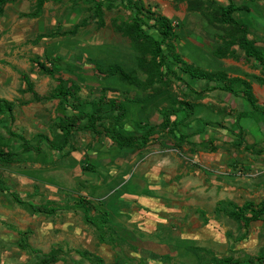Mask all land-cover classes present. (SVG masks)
<instances>
[{"label":"rangeland","instance_id":"1","mask_svg":"<svg viewBox=\"0 0 264 264\" xmlns=\"http://www.w3.org/2000/svg\"><path fill=\"white\" fill-rule=\"evenodd\" d=\"M257 1L251 0L246 1V3L254 8L256 15L264 16L263 6L257 5ZM116 3L117 6L113 8L103 7L102 15L105 21L103 27L98 26L96 22L98 17L92 12V4H85L82 0L47 1L37 17L23 15V13H28L34 9L35 0H13L4 6L0 14V95L13 100V127L15 131L25 136L44 131V133H49L51 141L57 144L56 138L61 137L60 129L56 127L59 120L58 113L61 108H70V103L60 102L58 98L35 100L32 93L26 90L27 85L22 74L28 76L33 83V89L40 96L50 94L56 85V80L53 77L43 73L37 64L32 62V59L37 58L45 61L48 67L54 66L63 77L69 80L73 79L80 86L77 92L80 97V103L77 102L79 109L92 111L94 104L105 97V101L114 98L118 102L125 103L129 107V112L135 113L140 108L136 102L149 99V107L154 106V110L153 107L149 108L148 114L151 116L152 111H156L168 103L177 104L179 101H186L195 105L194 112L198 111V113H194L190 118H185L179 129L189 131V128L194 129L197 125L201 128L202 124L206 128L204 130V127L198 128L199 131L202 130L199 135V139L203 141L202 144L197 147V145L183 142L184 146L188 149H200L199 146L204 145L206 148L213 146L216 148V153L219 150L229 156L232 161L246 164L245 160L253 159L264 164V145H261L264 144V139L257 129V124L253 123L252 126L255 127H251L245 123L239 137L222 128L234 120L231 117L233 112L229 114V109L234 110L235 107H238L236 109L239 111L244 108L241 105L235 106V96L229 92H221L220 89H215L209 94L205 91L201 92V90L197 93V91L186 90L178 85L179 83L175 80L169 82L168 79L164 82L156 81L149 87L135 86L122 82L116 74L107 73L108 66L113 64L134 72L142 80L146 77L143 69L137 65L138 52L136 46L129 37L116 29L118 25L129 24L132 13L125 9L120 0H117ZM145 5L153 11L167 16L172 21L177 33V38L173 40L175 50L188 62L208 70L222 71H227L223 65H248L252 72L244 77L249 78L250 81L256 80L259 84H264V72L257 66L260 64L254 58L233 54L225 56L229 60L226 64L222 62L223 57L214 54V50L220 45L223 48H228L226 42L228 39L230 40L226 30L230 26L220 22L219 7L212 8L205 0H163L160 4H155L152 1L145 2ZM242 13L248 14L242 11L239 15ZM234 16L246 26L247 23L241 17L236 13ZM256 31L263 36L264 24L257 23ZM218 34L224 35L222 43L217 37ZM238 34L236 33V37ZM193 42L198 45L195 46ZM261 42L264 44V37ZM53 57H56L54 65L48 62ZM98 68L101 69V73L97 71ZM254 69L257 70L258 74L252 75ZM237 70L246 74L245 68L231 69V71H235L233 73L238 72ZM259 78H262V81ZM192 84L196 86L194 83ZM235 85L236 83L233 82L232 86ZM197 87L199 89V86ZM137 114L143 116L145 112L140 111ZM257 115L259 114L254 113L252 116L256 123L258 119H261ZM198 118L201 119L202 123L197 122L195 125V119ZM109 125V120H103L97 127V133L89 132L91 133L89 135L82 131L78 133V136L83 141H90V146L93 148H99L101 144H103L102 147H108L105 126ZM144 125L145 123H137L135 128ZM54 130L58 132V135H54ZM202 132H206L207 135L205 136ZM157 133L160 140L165 141V143L176 144L175 136L167 133L164 128L160 127ZM6 136L3 129L0 128V146H3L1 148L4 150L10 142V140L5 139ZM194 142L199 144V140ZM27 155L23 153V156L18 157L17 161L20 160V164L21 162H29L26 160ZM125 156L122 155L121 159H124ZM58 161V159L52 161L51 175L54 174L53 170L62 165V162L58 163ZM186 161L189 163V160ZM187 162L185 163L186 171L197 170L198 174L191 178L190 187H187L185 193L179 190L167 202L173 209L161 213V215L165 216L168 226L165 225L159 230L160 224H158L156 230L148 231L145 222L146 225L143 224L141 229L139 228L144 239L159 242L158 238L160 239L162 236L161 239L163 242H167V246L161 245L159 248L165 252L147 246L141 250L133 249L126 240L121 239L116 234L119 232L117 227L121 225L115 224L118 216L115 212L111 213L110 210L118 209L119 206L125 210L130 208L129 201L121 202L118 199V193H113L111 200H109L110 198L106 200L107 195H104L105 197L98 201L95 199L91 201V199L80 194L90 191L89 184L84 181L83 177H75L76 179L72 180L73 182L70 184L72 189H61L57 185L54 186L53 191H59L58 193L63 195L64 199L50 198L51 195H48L50 192L48 194L45 192L46 190L49 191V187L44 185L45 188H38L40 183L37 181L38 184H34L32 193L25 195L26 182L21 179V176L25 175L26 170H22V167L18 168V166L11 168V172L1 170V176H5L9 184L7 185L8 191L0 193V213L3 209V213L5 210L7 212L0 218V264H42L38 257L40 254L37 256L28 249H20L17 244L20 240L19 230L26 233L31 246L39 249L41 253L52 252L57 254L59 260L50 264H78L80 260H84L78 254L79 251L97 255L107 264H213L215 258L224 256L245 258L261 252L264 249V217L263 220L254 222L246 230L241 222L228 216L226 211L229 201L243 203L245 200L258 202L264 199V174H259L255 178L248 175L240 178H227L226 176H218L216 173L214 176H206L203 171L198 170L199 165L194 162L187 165ZM84 163L83 161L82 167H84ZM134 166L127 171V174L131 176L130 181L124 182V184L128 183L120 191L124 188L130 189L128 184L132 186L139 178V168ZM227 168L228 165L225 169ZM246 168L248 169L247 165L244 167L247 174ZM40 171L44 173L43 170ZM14 173L18 177L14 176ZM41 173L34 176L40 179ZM42 176H45V173ZM7 177L11 179L15 177L17 181L13 186ZM56 177L57 174H54L52 179ZM223 179L225 181L220 184L218 180ZM102 189L98 188L92 191L102 193ZM11 193L18 194L27 202L43 201L59 204L61 209L58 214L54 215L35 213L27 202H17ZM55 194L57 193L55 192ZM78 194L86 201L75 200L74 202L73 197ZM81 203L86 205L88 213L92 218L97 219V222L104 218L105 224L102 228L105 236L104 241L100 239V231L85 220ZM181 205H184L185 211L179 210ZM92 207L99 208L100 211H106V213L101 217L99 214L97 215V211L92 212ZM57 216L60 218L59 223L71 222L75 229L73 228L72 231L71 226L64 228V230H61L59 226L52 229L44 228L46 223L53 222L54 224ZM125 219L127 221V218ZM181 227L186 229L187 235H194L195 240H191L192 243L179 238V232L183 231L180 230ZM180 237L186 236L182 234ZM220 240H225V242ZM136 253L140 255V259L135 260V262L132 259L136 258ZM156 260L157 262H154Z\"/></svg>","mask_w":264,"mask_h":264},{"label":"crops","instance_id":"2","mask_svg":"<svg viewBox=\"0 0 264 264\" xmlns=\"http://www.w3.org/2000/svg\"><path fill=\"white\" fill-rule=\"evenodd\" d=\"M142 1L144 4L145 2L149 3L152 1L155 4L156 3L160 4L163 2V0H142ZM233 1L239 6L247 5L249 7V10L238 9L236 11H233V15L236 13L239 17L242 18L243 21L247 23L246 28L249 30L247 37L250 39H255V45L258 47L264 48V46H262L264 44L261 42V39H263L264 35L261 36V33L256 31L257 23L264 24V16L256 15L254 12V8L249 3H246V1H251V0H233ZM205 2L208 3L209 6H211L212 8H215V7L217 8L221 5L223 6L227 5L229 3V0H205ZM257 2H258L257 5L263 6V9H264V0H258ZM242 11L247 12L249 15L245 13H242L241 15H239L240 12ZM217 37L218 39H220L219 41L222 43L224 39V35L218 34ZM192 39L194 38L192 37ZM205 44L207 45V43ZM196 45L198 44H195V46ZM206 45H203V46H206ZM229 51H232L235 55L238 54V55L244 56L243 49L238 47L237 44H232L229 48ZM222 60H223L222 62L226 64H228L229 62L228 58L226 57H223ZM223 66L227 68V71L225 70L223 71L227 74L228 77H238L241 79V82H235L236 83V85L234 86L235 88L238 89L242 87V82L249 83L252 93L257 99V103L264 105V84H261V83L259 84V82H256V80L250 81L249 78L246 79L244 77V76L250 75L252 72L250 70V67H248V65H238L237 64V65H223ZM257 66H259L260 69L262 70L261 65H257ZM232 68L233 69H239V68L244 69L245 68L246 74L241 73L238 70L237 71L240 72L241 74L238 72L233 73L236 70L231 71ZM254 73L258 74L256 69H254L252 75H254ZM183 76L186 78L185 84H190L192 88L187 87L184 83L180 84L178 81L177 82L179 83L178 85H180L181 87H184L186 90L188 89L189 91L197 90V93L200 92L199 90H202L208 94L213 91V90H204L205 87L203 86V84H200V86H203V87L199 86V89H198V87L196 88V86L192 84L193 83L192 80L187 78V76L184 74ZM219 91L225 92L226 90L220 89ZM233 96H235V102H236L235 106L241 105L242 107H244L243 110L250 109V105L245 101V99L241 95H233ZM0 97L5 98L8 101H13L12 98L3 97L2 95H0ZM148 100L149 99L136 102V104L140 108L139 110H136L135 113H130L129 107L125 103L122 102L126 107V112L121 121V127L117 126L116 128L119 131L126 133V134L139 135L144 132L145 130L144 127H148L146 126L147 122H149L148 125L155 126L156 124H158L161 121L160 110L162 109V107L157 109L156 111H152L151 116H149L148 114L150 111L149 108L151 109L153 107V110H154V106L149 107L148 104H150V102ZM223 104L225 103L223 102ZM194 106L195 105H193L192 115H194V113L195 114L198 113V111L194 112ZM236 108L238 107H235L234 110L233 109L228 110L229 114L233 112L231 117H234L237 113L242 111V110L238 111ZM60 110L64 112L63 108H61ZM13 111L14 109L12 110L11 115L0 114V128L3 129L4 134L7 135L5 139H8V141L10 140V142H14L12 144L9 142V145L6 146L5 150L1 148L3 146H0V149H2L3 151L17 150V152L14 154V156L9 162L0 160V179L4 181V185L8 188L7 185L9 183L7 182L5 176H1V170H3L4 172L7 170L11 172L12 171L10 170L11 168H16V166H18V168L22 167V170L23 169L26 170L25 175L21 176L22 177L21 179L25 180L26 182V185H25L26 187L24 189L25 195H30L32 193V190L34 189V184L40 183L38 188H41L44 185L49 187L48 189L49 191L46 190L45 192L47 194L50 192L48 194V195H51L50 198L56 199V200L64 199L63 195L58 193L59 191H53L54 186L57 185L58 187H61V189L63 188L72 189L73 187L70 186V184L71 182H73L72 180L76 179L75 177L77 178L83 177L84 181H87V183L89 184L88 186L90 188V191L88 190L87 192H83V194L82 193L80 194L84 196L85 198L91 199V201L92 199H95L98 201L100 198L105 197L106 195H107L106 200L108 198H110L109 200H111L113 198L112 196L113 193H118L117 195L118 199L121 202L129 201L130 208L128 210H125L121 206H119L118 209L113 208L110 210V212L111 213L115 212L116 215L118 216L116 223L115 222L114 223L117 225H121L120 227H117L119 232H116V234H118V236L121 239L126 240L128 242V245L129 246L131 245L133 249L141 250V248H145L147 246L151 249L156 248L160 252H163V251L165 252V250H163L162 248H159L161 247V245L167 246L166 245L167 242L162 241L163 240L161 239L162 236H160L161 237L160 239L158 238L159 242L155 240L144 239L143 233L140 229L143 226V224H145V222L147 224V225L145 224L146 228L149 229L148 231L152 229L156 230L158 227V224H160V227L158 228L159 230L162 229V227H164L165 225H167L165 216L161 215V213H166V212H169V210L171 211V209H173L171 206L167 204V202L179 190L180 191L182 190L185 193L187 190V187H190L189 184H191L190 183L192 180L191 178H193L194 175L198 174L197 170L188 171V172L186 171L187 170V166L185 165V163L187 162L186 160H189V163L187 162V165H191L192 162L196 163V165H199L198 170L203 171L206 176H211V175L214 176V174L216 173L218 176H226L227 178H236V177L240 178L241 176H244V175H248L249 177L255 178L259 174H264V171H263L264 167H262L264 166V164H262L261 162L257 160H253V159H250L247 161L245 160L246 164L232 161L229 156H227L224 153H221L219 150H217V153H216L215 151L216 148H214L213 150H209V148H206V146L204 145L206 143H204L203 144L204 146L202 147L199 146L200 149H191V148L188 149L186 146H184L185 144L183 143L181 144H173L171 142L165 143V141L160 140V138L158 137L159 134L157 132H158V129H160V127H155V130L152 133V135L149 137L147 144L139 149L119 147L117 144L112 142L109 138H108V142L107 143L105 142L108 147H102L103 144H101L99 148L98 147L93 148L90 146V141H87V140L83 141V139L78 136V133L82 131L85 132V134L87 133L90 135L91 134L89 133L90 131H87V130H80V131L75 132L71 140L66 145H64L63 148H61L60 150L53 149V148H50L51 137H49L48 135L49 133H44V131H42L41 133H38V134L45 135L47 139L43 138L39 142L41 150L38 155L36 154V152H33L31 150L29 151H27L26 149L24 150V145L20 144L19 139L14 136H10L8 134L7 129L8 130L10 129L11 131L15 133L22 134L18 131H15L13 127V118H14ZM85 111L90 112V110H85ZM140 111L141 112L144 111L145 114L143 116H141L140 114H137V112L139 113ZM59 114L60 113H58V115ZM252 116L253 114H250L249 116H242L240 117L238 123L242 126V130L244 128L245 123L251 127H255V126H252L253 123H255L257 124L256 126H258L257 129L260 131V134H262L261 133L262 125L260 124L259 121L256 123V121L252 119ZM172 117L174 118L175 116L172 115L171 119ZM195 120H196L195 125H197V122L202 123L201 119L199 118ZM137 123L139 124L145 123V125L135 128V124ZM201 126H202L201 128L198 125L194 129L189 128L190 129L189 131H182L180 129L182 133L187 134V136L184 137L185 138L184 142L189 143L190 145H195V146L197 145V147L198 145L202 144L203 141L199 139L200 138L199 135L202 130L199 131V129H202L204 127L203 128L204 130L206 127L203 124ZM192 128H193V123H192ZM164 129L166 130L167 133H169L168 128H164ZM53 132H54V135H58V132L56 130H54ZM202 133L205 134V136L207 135L206 132H202ZM38 134L33 133L31 134V136H25L23 134L22 135L26 139H33ZM262 136L264 139V135ZM56 139L58 140V143H60L62 141V136ZM193 140L194 141L199 140V144L194 142ZM0 142H1V138H0ZM35 142L36 141L34 140V145H35ZM261 145H264V144H261ZM201 148H204V149H201ZM45 149L47 151H44ZM189 150L192 153L191 152L189 153ZM20 151L22 152L20 153ZM23 153L25 155L29 154L32 157L27 155L28 158L26 160H28L29 162H21L20 164L19 162L20 160L17 161V158L20 156H23ZM122 155L123 156L126 155L124 159H121ZM32 159L34 162L32 161ZM54 159L55 161L56 159H58L59 160L58 163L62 162V165H60L58 169L53 170L54 174L55 175L57 174V177L55 179H52V176L54 174L53 175L50 174V172H52L50 168L52 167V161H54ZM83 161L85 162L84 167H82ZM137 162L139 163L138 165L136 164ZM134 165H136L137 168H139V178L132 186H129L128 184V188H130L131 190L124 188L122 191H120L121 188L130 181L131 176L127 174L128 173L127 171L128 169L130 170L132 169V167H135ZM227 165H228V168L225 169ZM246 165L248 166V169L246 168L248 170L247 174L244 171V167H246ZM40 170L44 171L45 176H42V174L44 173H41ZM83 171L87 173H84ZM37 173H41V175L39 176L40 179H38L37 176L36 177L34 176ZM14 176H17V175L15 174ZM7 178L11 181L12 186L17 181L15 177L12 179L9 177ZM36 181L38 183H36ZM126 181L128 182L124 184V182ZM224 181H225L224 179L218 180L220 184L223 183ZM49 184L50 186H48ZM64 185H67V187H64ZM98 188L100 189L104 188L101 191L102 193H96L92 191L93 189H98ZM1 192L3 193L4 191H0V193ZM55 192L57 194H55ZM81 195L79 194L75 195L73 197L74 199L73 201L75 202V200H80L81 198L83 199ZM245 201H243V203ZM260 201L258 202L252 201V202H254V204H257ZM30 202H33V201H30ZM35 202L46 203L43 201H35ZM233 202L236 203L235 201ZM243 203H236V204L241 205ZM183 206L184 205L180 206L179 208L180 211L181 209L185 211ZM3 210H1L0 218H2V216L7 213L6 210L3 213ZM59 210H57L55 214H58ZM95 211H97V215L99 214L101 217H103V215L106 213V211H100L99 208L96 209L95 207H92V212H95ZM51 215H54V214H51ZM123 217L127 218V221H125L126 219ZM59 220L60 218L57 216L54 224L53 222H50L49 224L46 223L45 224L46 227L44 228L52 229V228H57L59 226L61 230H64V228L66 229L71 226L72 231H73V228L75 229V226L72 225L71 222L59 223ZM104 224H105V221H104ZM180 230L181 231L183 230V231L179 232V235L182 236L183 234L184 236H186V237L179 236L181 240L188 241L189 243H192L191 240H195L193 238L194 235L192 234L187 235L188 233L186 232V229L181 227ZM19 231H22V230H19ZM75 232L76 231H74V233ZM20 240H21V236H20ZM20 240L17 243L20 249L22 250L28 249L34 255L40 254V256L37 255L39 259L41 258V255L48 254V253H41L39 249L32 247L31 246L32 244L29 241V237H27V242L29 243L30 247L37 249L39 252H33L30 248H22L20 246ZM220 241L225 242V240H220ZM139 256L140 255L136 253V258L134 257L132 260L138 261V259H140ZM128 259H130V257H128ZM58 260L59 258L57 256V259L55 261H58ZM154 262H157V260ZM158 262H161V260H158Z\"/></svg>","mask_w":264,"mask_h":264},{"label":"trees","instance_id":"3","mask_svg":"<svg viewBox=\"0 0 264 264\" xmlns=\"http://www.w3.org/2000/svg\"><path fill=\"white\" fill-rule=\"evenodd\" d=\"M13 0H0V14L3 11L5 4ZM59 2L61 0H35L34 9L28 13H23L24 16L37 17L40 15L45 2ZM117 0H82L85 4H92V12L96 15L97 24L100 27L105 25L103 18V7L113 8L117 6ZM123 2L125 9L130 10L132 18L129 24L122 26L118 25L116 29L129 37L136 46L138 52L137 65L145 72V79H140L134 72L125 70L120 65L110 64L107 69V73L116 74L124 83L149 87L156 81L164 82L168 79L178 81L180 84L186 82L187 78L193 81L197 86L203 84L204 90L222 89L230 92L232 95H241L245 101L250 105L249 110H242L233 117V122L230 121L229 125L223 126L234 136H241L242 126L238 123L240 117L249 116L250 114L258 113L261 126V133L264 135V105L257 103V99L252 93L250 84L242 82V87L235 88L232 86L233 82H241L238 77H228L222 70H208L201 66L195 65L185 60L179 52L175 50L173 40L177 38V33L174 30L172 21L165 15L153 11L150 7H146L142 0H120ZM191 1V0H190ZM194 8V7H193ZM220 9V22L230 26L226 28L228 31L227 36L230 38L226 42L228 48H223L221 45L214 50V54L218 57H225L233 55L232 51H229V47L232 44H237L238 47L243 49L244 55L249 58H254L262 66L264 72V48L255 45V40L247 37L248 30L245 24L239 21L234 15L233 11L238 9L249 10L247 5H237L233 0H229L227 5L219 6ZM82 25V24H81ZM79 26V25H78ZM72 31H74L72 29ZM236 33H239L236 37ZM56 57L50 58L48 62L54 65ZM32 62L37 64L40 70L53 77L56 80V85L50 94L40 96L34 89L33 83L30 81L27 75L22 74L24 81L26 82V90L32 93V97L35 100L42 98H58L60 102L65 104L70 103L69 109H64V112H59V120L56 123V127L60 129L62 141L58 144L50 141V148L61 149L66 145L74 133L80 130H87L95 134L98 132V125L103 120L111 121L110 126H105V134L108 138L117 144L119 147L124 148H141L147 144L149 137L152 135L155 127L168 128V132L173 134L176 138V144H181L185 141L187 134H184L179 129L185 118H190L193 114L192 103L186 101H179L176 103H168L160 110L161 121L154 125H148L144 127L143 133L126 134L119 131L116 127H121V121L125 115L126 107L122 102L116 101L114 98L104 100L102 97L97 103H95L92 111H85L77 107V102L80 103V97L77 92L80 86L72 79L69 80L62 76L54 66L48 67L45 61L37 58L32 59ZM100 73L101 69H97ZM262 81V78H259ZM264 79V78H263ZM187 87L192 88L190 84H185ZM200 86V87H203ZM203 89V88H202ZM194 90V89H193ZM197 91V90H194ZM202 92V90H201ZM62 103V104H63ZM14 108L13 101H8L5 98L0 97V114L11 115ZM184 112V114H181ZM175 116L171 119V116ZM235 126H234V124ZM219 125V124H218ZM221 126V125H220ZM10 136H14L19 139L20 144L24 145V150H31L39 155L41 147L39 142L47 137L43 134L36 135L33 139H26L22 134L15 133L8 130ZM34 140L35 145H34ZM23 147V146H22ZM215 147L210 146L209 150H213ZM17 150L3 151L0 149V160L9 162ZM0 191L7 192L8 188L4 185V181L0 179ZM12 197L19 203H26L18 194L11 193ZM80 202L86 201L80 199ZM31 210L35 213L41 214H55L57 210L61 209L53 203H37L27 202ZM226 214L238 222H241L244 229L248 230L254 222L263 220L264 217V199L259 203L254 204L250 200H246L241 205H236L234 202L229 201ZM83 206L84 218L93 224L100 231V239L105 240L103 226L104 220L97 222V219L92 218L88 213L86 205ZM88 205V204H87ZM101 219V218H100ZM21 240L20 246L22 248H30L33 252H39L35 248H31L27 242V236L24 231H19ZM78 254L82 259L78 264H107L104 260L93 254H89L86 251H79ZM57 259L56 253H48L41 255L40 262L42 264H50ZM213 264H264V249L256 255L247 256L245 258H235L233 256H224L221 258L213 259Z\"/></svg>","mask_w":264,"mask_h":264}]
</instances>
